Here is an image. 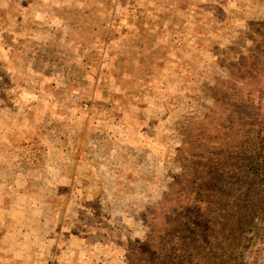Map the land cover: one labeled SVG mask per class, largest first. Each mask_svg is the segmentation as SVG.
I'll list each match as a JSON object with an SVG mask.
<instances>
[{"label": "rangeland", "instance_id": "rangeland-1", "mask_svg": "<svg viewBox=\"0 0 264 264\" xmlns=\"http://www.w3.org/2000/svg\"><path fill=\"white\" fill-rule=\"evenodd\" d=\"M0 264H264V0H0Z\"/></svg>", "mask_w": 264, "mask_h": 264}]
</instances>
